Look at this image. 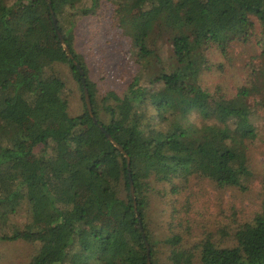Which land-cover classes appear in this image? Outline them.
Instances as JSON below:
<instances>
[{"label": "trees", "instance_id": "16d2710c", "mask_svg": "<svg viewBox=\"0 0 264 264\" xmlns=\"http://www.w3.org/2000/svg\"><path fill=\"white\" fill-rule=\"evenodd\" d=\"M101 1L0 0V243L35 245L27 264H149L146 241L151 264H161L164 246L172 264H194L180 236H154L150 208L165 199L175 207L193 174L222 192L251 185L248 145L264 110V0H108L139 70L123 93L98 98L74 34ZM51 10L84 71L96 122L86 104L81 115L68 114L55 65H69L84 88ZM253 17L263 62L251 85L233 97L204 90L207 48L216 44L226 54L231 42H247ZM157 34L170 43L167 66L153 47ZM261 193L259 209L219 229L220 243L205 233L200 264H264V177ZM25 208L29 222L13 228Z\"/></svg>", "mask_w": 264, "mask_h": 264}, {"label": "rangeland", "instance_id": "374dc122", "mask_svg": "<svg viewBox=\"0 0 264 264\" xmlns=\"http://www.w3.org/2000/svg\"><path fill=\"white\" fill-rule=\"evenodd\" d=\"M252 21L254 29L247 42H231L226 54L216 44L207 48L206 55L212 67L201 77L199 84L204 90L214 95L233 97L240 88L251 85L254 70L262 66L263 62L259 45L261 28L256 18L253 17ZM74 35L75 51L85 61L97 97L101 98L110 91L123 93L139 68L131 59L128 38L115 24L114 5L108 0H102L95 12L78 21ZM152 42L163 59L161 64L167 66L170 52L168 38L157 34ZM55 71L66 87L68 114L72 117L81 115L85 110V100L69 65L57 64ZM259 98L260 95L255 96V100ZM255 124L258 137L248 145V157L254 177L247 191L236 188L222 192L209 179L193 174L185 183L184 193L176 199L173 198L175 207L170 200L165 199L164 203L158 201L150 208L149 218L154 236L159 241L180 236L185 248L193 250L196 255L194 264H200L199 244L206 232H212V236L219 242L218 231L221 227H233V221L241 219L243 214L259 209L261 205L264 110H258ZM29 220L25 208L13 217L11 224L13 228L23 227ZM35 250V245L21 241L0 243V264H27ZM169 254L170 248L164 246L158 254L162 258L161 264H172L168 260Z\"/></svg>", "mask_w": 264, "mask_h": 264}, {"label": "water", "instance_id": "95a60500", "mask_svg": "<svg viewBox=\"0 0 264 264\" xmlns=\"http://www.w3.org/2000/svg\"><path fill=\"white\" fill-rule=\"evenodd\" d=\"M49 5L51 7L50 3H49ZM51 14H52V19H53V22H54V25H55V28H56V32H57L58 38L60 39L61 43L63 44L64 50L66 51L67 56L70 59L73 60L75 66L78 68L79 73L81 74L82 84H83V88H84L83 89V93H84V100H85L86 108H87L88 113L90 114V116L96 122V119H95V117L93 115V109H92V105H91V101H90L89 90H88L87 85H86V78L84 76V71L80 67L79 63L74 60V56L71 54L69 47L65 44L63 36H62V33L58 29L57 18L55 17V14H54L53 10H51ZM100 129L105 134V136L107 138H109L110 142L113 143L125 155V157L127 158V161H128V167H130L131 161H130V158L128 157V155H126V153L123 151V149L114 141V139L111 137V135L106 131V129L104 127L100 126ZM129 179H130L129 182H130L132 197H133V199L135 201V205H136L134 183H133V180H132V177H131L130 169H129ZM144 238H145V236H144ZM146 246H147V253H148V261H149V264H151L150 263V248H149V244H148L147 241H146Z\"/></svg>", "mask_w": 264, "mask_h": 264}]
</instances>
